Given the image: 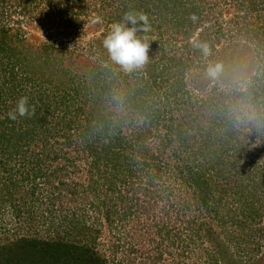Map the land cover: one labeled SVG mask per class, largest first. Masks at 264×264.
<instances>
[{
	"label": "rangeland",
	"instance_id": "rangeland-1",
	"mask_svg": "<svg viewBox=\"0 0 264 264\" xmlns=\"http://www.w3.org/2000/svg\"><path fill=\"white\" fill-rule=\"evenodd\" d=\"M128 12L150 24L131 72L102 44ZM2 34L30 59L5 62L44 125L0 147V245L59 236L104 264H264V0H0Z\"/></svg>",
	"mask_w": 264,
	"mask_h": 264
},
{
	"label": "trees",
	"instance_id": "trees-1",
	"mask_svg": "<svg viewBox=\"0 0 264 264\" xmlns=\"http://www.w3.org/2000/svg\"><path fill=\"white\" fill-rule=\"evenodd\" d=\"M20 42L21 40L12 42V40H7L3 34L0 35V147L1 149L8 150V153L14 150L18 151L24 146L29 145L33 141L32 135L39 126L43 127L44 125H39L41 124V115L39 112L42 107L36 98H28L29 105L35 108L34 115L30 117L18 116L14 121L10 120L7 115L8 111L15 107L16 101L20 97L25 96V94L24 92L22 93V89L18 90L17 88V79L15 77L17 73L15 67L13 65L11 67L6 66L5 61L8 56L12 58L14 56L19 63L20 61L23 64L27 63L28 66L31 64L29 63L30 59L21 57L20 49L15 47ZM25 43L23 42V47L27 45ZM29 48H33V46H29ZM29 48L27 49L29 50ZM17 54H19V57L16 56ZM8 73L10 74L8 75ZM37 121L40 122L37 123ZM166 129L173 130L174 128H172L171 124H168ZM46 139L47 136H45L43 142ZM93 250L89 247L77 245L75 242H65L59 236L45 240L38 238V236L22 235L11 242L0 245V264L106 263Z\"/></svg>",
	"mask_w": 264,
	"mask_h": 264
},
{
	"label": "clouds",
	"instance_id": "clouds-1",
	"mask_svg": "<svg viewBox=\"0 0 264 264\" xmlns=\"http://www.w3.org/2000/svg\"><path fill=\"white\" fill-rule=\"evenodd\" d=\"M193 21L197 18L191 17ZM124 22L112 23L109 26L108 34L104 37L102 44L107 49L111 60L125 72H131L140 68L148 61L149 44L143 42L137 37V32H147L150 30L148 17L143 13H125ZM102 22L100 17H96L94 23ZM126 22V23H125ZM128 25H131L129 27ZM197 48L202 49L205 56L208 55V46L206 44H195ZM223 71L221 64H209L207 75L215 80ZM34 106L29 105L28 97L22 96L16 101V105L8 112L10 120H16L17 117H30L34 115ZM255 146V145H254Z\"/></svg>",
	"mask_w": 264,
	"mask_h": 264
}]
</instances>
